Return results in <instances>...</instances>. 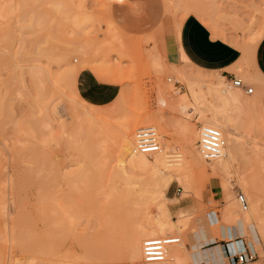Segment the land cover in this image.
I'll list each match as a JSON object with an SVG mask.
<instances>
[{
  "label": "rangeland",
  "instance_id": "obj_1",
  "mask_svg": "<svg viewBox=\"0 0 264 264\" xmlns=\"http://www.w3.org/2000/svg\"><path fill=\"white\" fill-rule=\"evenodd\" d=\"M43 1L35 0L34 2L42 6V12L45 11L43 13L45 14L43 17V21L46 20L44 21L45 23L42 21L41 25L34 24L35 27L33 26V31H31L35 35L28 33L30 29L26 30L27 37L29 38L25 44L30 52L28 56L20 52L24 38L28 39L26 33H19V30H14L17 33H12L16 36L14 45H12L13 43L10 44V42H12L13 35L9 42L5 34L0 32V51L8 50L9 47L13 46L12 50L14 52L13 67L11 66L10 68L8 78L6 79V76L3 78V84L8 83L9 96H11V109L8 117L5 116V110L0 108V264H131V260L121 249L118 252L122 254H116L119 249L118 247H116L117 250L115 249V252L111 249L108 252L109 248L112 247H106L107 249L104 247L105 244L100 240L103 239L100 236L102 232H99L103 230V228L100 229L102 224H99L102 221L100 217L97 218L98 215L96 214L91 222L86 221V218H84L85 220L83 219L82 237H79L77 234V223L75 221L67 223L64 228L59 227V224L55 226L51 225L47 201L49 188L47 175L45 176V173H43L42 142H45V136H47L44 132L47 133L45 131L47 128H57L58 125H61L59 127L65 130L63 133L67 143L82 144L80 152L77 154L78 156L73 161L75 166L71 167V169L78 170L80 168L84 171V176L88 177L96 176L101 170L105 171L104 174L107 171L108 174L106 173L107 175L105 174L103 180L100 179L99 181L100 187L101 182L104 181V185L102 183L104 187H101L103 188V190L101 189L102 192H113L112 187H115V191L118 187L115 186L114 180H111L114 178L112 173L117 165V154L113 158L116 153V143L110 140V136L108 135L109 133L118 135L125 120L138 116L146 117L164 114L169 124V137L174 147L177 148L173 153L179 152L182 148V139L176 126L179 113L172 100L178 97L175 94L176 91H185L187 85L184 79L182 81L183 84L179 81L182 77H178L180 75L177 74V70L183 69L195 77L202 76L201 78L221 79L225 77L226 83L232 86L231 77L228 78L219 71L205 70L195 64L193 65L197 68L195 66L192 67L179 58L177 59V57L172 59L165 55V57H160L161 60L157 58L154 53L155 48H158L162 52L164 51L162 48L164 44L160 37L162 33L158 35L155 28L163 21L167 27L173 26L175 31V24L177 22L181 23L187 15L188 17L194 15L202 21L210 29L214 38H221L242 51L240 61L244 62V68H240L242 74L237 72V77L252 86L254 92L246 94L242 90L240 96L243 100H250L251 96H255L254 99L258 101V105L256 107L257 110L255 109L256 111H254L256 114L253 112L249 116L242 115L245 123L240 128V133L243 136V141H250L251 145L256 146V151H259L260 148L262 151L260 150L261 153L259 154L256 151L250 152L251 149L248 148L249 150H246L247 154L244 157L243 155L237 157L236 169L232 172L228 171L225 167H219L214 173L195 174V177H192L194 187H192L190 179L186 192L178 182H173L167 191V195L174 199L169 202V207L175 219H178L177 214L181 209H188L191 212L192 218H190L192 220L186 222L184 231L189 235V240L199 253L207 248L213 249L219 244L217 246H222L227 256L226 242L230 243L231 240L239 242L240 240L246 244L245 246L250 251L257 254L255 260L244 264H264V241H258L259 246L257 250L248 242L250 233L248 234L246 230V232L244 231L245 233L242 230L238 231L239 236L234 239L228 238L227 230L231 224V220L227 217L226 213L228 211L226 204L227 196L230 190L235 193L237 201H239L240 193H243L248 201V209H250L248 196L237 182L238 176H248L251 174V170H256L254 173L255 175L257 174V182L264 176V171H262L264 169L261 166V162L264 161V153H262L264 151V81L254 78L250 61L252 51L258 41L264 36V0H159L163 6L164 14L152 26L150 20L146 17H149V15L143 14L141 10L134 9L133 4H115L120 0H62L65 2L63 6L65 7V11H62L63 13L65 12V16H60L61 13L59 15L58 11L53 10V6L51 10V5L56 1L52 2V4L48 3L51 0H45L44 3ZM117 5L129 7L124 12V15L127 16L124 27L127 33L120 28L118 23L115 8ZM54 6L56 5L54 4ZM192 7L194 10L188 14L187 12H190L189 9ZM82 15L85 16L82 17ZM15 21L14 19L12 22L14 23ZM28 22L30 23L29 19ZM71 23L72 25H70ZM3 24L5 23L3 22ZM44 25L47 28L43 27ZM148 32L152 33L148 35ZM149 36L151 39L154 37V40L150 39L147 41L146 39H149ZM31 39H35L34 43ZM45 40H47V47H45L46 44L44 46L40 45L41 49H43L42 52L40 51L42 54L37 53L41 50L39 44H43ZM66 42H73L72 44L76 50L74 52L73 49L72 52L74 53L70 52L69 57V62L74 64V76L68 84L60 86L62 88H60L61 91L54 86L57 89L56 91L60 93L58 94L54 91V94L51 91L53 88L49 90L53 87L51 86L53 80L50 77H54L50 75L54 72L56 78V75L59 76L58 80L53 78L54 81L57 80L58 83H56L59 85L63 82L60 77L67 67H62L61 64H53V59H51L53 61H50L49 64L46 61H49L51 58L49 55L53 58L54 55L58 54L59 50L64 49ZM18 48L20 53H18ZM46 50L48 52L45 53ZM15 54L19 59L16 58ZM37 55H41V57L39 58ZM46 57L47 59H45ZM15 58L18 62L15 61ZM36 59L41 60L37 62ZM155 59H158L157 61L159 62ZM35 63L42 65V84L34 81L29 73L31 71V67L29 66ZM84 69L93 70L102 80L119 83L122 90L114 102L104 106L95 105L80 95L77 89V78ZM48 71L50 73H47ZM1 72L6 73L7 69L2 68L0 69V74ZM48 78L50 83H47L49 82ZM170 79H172L171 84L175 85L171 93L172 88L169 89L170 91L167 89L169 85V87H172L169 84ZM59 80H61L60 83ZM38 85L41 87H38ZM165 89L170 93L169 95L167 91L165 92ZM47 92H52L53 95L51 93L47 94ZM51 95L53 98H51ZM69 104H72V107ZM45 105H47L46 108H44ZM69 109L75 113L70 112ZM79 111L81 112V117H79ZM50 118L53 119L51 120ZM87 120H89V123H87ZM45 122L49 124L46 125ZM64 122H67L68 126ZM43 124L47 127H44L45 125ZM194 124L197 126L198 122L194 121ZM263 163L262 165L264 166ZM256 166H260L259 171H257L258 168L256 169ZM259 174L260 176H258ZM262 179L264 181V178H261V182H263ZM96 181L93 182L94 185L98 183ZM93 184L90 189L95 195L96 186ZM107 184L109 188L105 186ZM260 186L264 189V185L260 184ZM178 187L182 188L181 194H176ZM262 191L264 192V190ZM238 203L242 210L241 203ZM261 203L262 206L260 208L264 209V195H262ZM93 207H95V204ZM132 207L131 211L130 207L127 208V214L124 210L123 215L127 217L125 218L127 221H123L121 215L122 222L134 224L143 218L142 213L135 210L136 207L140 206L135 204ZM113 208L114 204L111 203V209L113 210ZM147 209L150 211L151 217L157 215L155 205H147ZM93 210L95 209L93 208ZM215 212L221 215L220 222H216L215 217H211ZM260 212L264 214V210H260ZM128 215L133 216V218L131 217V223L128 220V218L130 219ZM121 218H119L120 221ZM198 220L206 221L207 232L205 233L204 245H197L194 242L193 230H196V222ZM256 222L258 223V227L261 225L260 230L264 229L262 226V224L264 225V221L260 223ZM255 226L256 224H252L250 228L253 234L259 237V229ZM186 228L188 229L186 230ZM114 239L116 240L117 238ZM113 241H111L110 246H113ZM118 244L117 241V244L114 243V246H119ZM240 244L239 249L242 247V242ZM213 264L218 263L215 262ZM227 264H229L228 260Z\"/></svg>",
  "mask_w": 264,
  "mask_h": 264
},
{
  "label": "bare ground",
  "instance_id": "obj_2",
  "mask_svg": "<svg viewBox=\"0 0 264 264\" xmlns=\"http://www.w3.org/2000/svg\"><path fill=\"white\" fill-rule=\"evenodd\" d=\"M34 1L33 0H0V23H1L0 24V32L5 34V36L8 38L9 42H10V38L13 35L12 42H10V44L13 43L12 45H14V39L16 37V36H14V34L17 33L14 30H17V31L19 30L20 31L19 33H26L27 32L26 30L30 29V31L28 33H33L32 27L34 26V24H36V23L40 24V25L42 24L43 17L45 15L43 13L45 11L42 12V8H41L42 6L37 5ZM39 2H41V1H39ZM44 2H45V0L43 1V3ZM52 2H55V3H53V5H51V10L53 9L52 8V6H53L54 7L53 10L58 11L57 13H59V15L61 13L60 16H65V12L64 13L62 12V11H65V7H63L65 5V2L62 0H51V2L49 1L48 3L52 4ZM54 4L56 6H54ZM179 4L181 5V3H179ZM191 6H193V5H191ZM199 9H200V7H199ZM189 10H190V12H187L188 14H190L191 11L194 10V8L192 7ZM166 13H168V12H166ZM49 14H50V12H49ZM62 14H64V15H62ZM74 15H75V12H74ZM79 16H80V14H79ZM79 16H77V17H79ZM83 16H85V15H82V17ZM66 17H67V15H66ZM187 17H188V15H187ZM186 18H184L182 22L179 21L181 23L177 22V24H175V33H176L177 37L179 35L180 28H181V26H182V24ZM14 19L16 20L15 21L16 23L12 22ZM28 19L30 20V23L28 22ZM48 19H50V18H48ZM73 20H71V21H73ZM44 21H46V20H44ZM54 21H56V20L54 19ZM3 22L5 24H3ZM78 22H79V20H78ZM51 23H50V25H51ZM70 25H72V23ZM43 27H46V26L44 25ZM63 30H65V29L63 28ZM12 33H14V34H12ZM47 33H48V31H47ZM68 33H69V31H68ZM225 33H226V31H225ZM153 35H155V34H153ZM26 37H27V33H26ZM153 38L151 39V37H150L149 39H146V40L147 41L150 39L154 40ZM28 40H29V38L28 39L24 38V40H23L24 43L20 49L21 54H24L25 56H28L30 53L29 50L27 49L26 45H25ZM31 40H33L32 42L34 43L35 39H31ZM47 40L49 41L48 37H47ZM47 40H45V42L42 41L43 44H39V46L40 45L44 46L47 43ZM51 40H53V39H51ZM251 42H252V40H251ZM35 43H37V42L35 41ZM72 43L66 42L64 49L59 50V52H57L58 54L54 55L53 58L51 55L48 54L51 58L49 59V61L45 60L46 62H48V64L50 61L54 60L53 64L54 63H56V65L61 64L62 67H64V66L67 67V69H65L63 75L60 72L62 75L60 78L63 82L60 83L61 80H59V83H60L59 85H57V83H58L57 80L59 79V76L56 75L58 78L57 79L54 75V72H52L53 74L50 75V76H54V77H50V79L52 78V80H53V82L51 81L52 82L51 86H53V87L50 88L48 85V87L50 88V89L49 88L48 89L51 90L53 88L51 90V91H53V93H54V91L57 92L56 90L58 88H59L58 90L61 91L62 88L60 86L61 85L64 86V85L68 84L74 76L73 75L74 64H71L69 62L70 52L71 53L76 52ZM12 47H9L8 50L0 51V67H1L0 69H2V68L7 69L6 73L1 72V74H0V84H1L0 91L2 90L0 92L1 93L0 94V108H2V110L3 109L5 110V114H6L5 116H7V117L9 115V113H10L9 111L11 109V104H10L11 103V98H10L11 96H9L8 83L3 84V78H5V76H6V79L8 78V73L10 72V68H11V66L13 67V64H14L13 63L14 62V54H13L14 52L12 50L13 49ZM45 47H47V44ZM37 49H38V47H37ZM40 49H41V46H40ZM73 49H74V52H72ZM42 50L43 49L39 50V52H37V51L36 52L39 54H42L41 53ZM163 50H164V48H163ZM20 52H19V48H18V53H20ZM46 52H48V51L46 50L45 53ZM18 53H16V54H18ZM154 53L156 54V56L159 60H161L160 57H163V56L165 57V55H167L168 57H171L172 59H175L177 57V59L179 58L181 61H183L187 65L194 67V65L190 62V60L185 55V53L183 52V50L180 46L178 47V53L177 54L176 53L175 54H168V52L166 53L165 50L160 52L158 50V48H155ZM16 54H15V56H17ZM21 56H23V55H21ZM38 57L40 58L41 55H39ZM16 58H18V56ZM16 58H15V61L18 62L16 60ZM45 59H47V57ZM51 59H53V60H51ZM158 59H155V60L157 61ZM245 59H246V57H245ZM40 60L41 59H38L37 62H39ZM164 60H166V59H164ZM55 61H57V62H55ZM157 62H159V61H157ZM26 64H28V63H26ZM35 64L32 66H29V67H31L30 68L31 71L29 73L31 74L34 81H38L40 84H42L43 83L42 82V76H43L42 75V65H40V63L36 64V65ZM162 64H163V62H162ZM157 65H158V63H157ZM48 67H49V65H48ZM239 68L243 69L244 63L242 65H240ZM44 69H45V67H44ZM186 72L183 69L177 70V74L180 75V76H178V75L177 76L182 77L181 80H179V81H181V83L183 84L182 81L184 79L186 82V85H187L186 90L185 91L184 90H177L175 94H177L178 97H175L176 99L175 98L173 99V97H171V99H173L172 101L175 105V108L177 109V111L179 113V119L176 123L177 131L179 132L181 139H182V148L179 152L173 153V151L176 150L177 148L174 147L172 140L169 137V124H168V121H167L164 114H158V115L146 116V117H144V116L139 117L138 116V117L127 119L122 123V128L120 129L118 135H116L114 133H109L108 136H110V140H113L116 143L115 144V147H116L115 150L116 151L114 150L116 153H115L113 158H115V156L117 154V156H116L117 165H116V168L113 170V173H112L114 175V178H112V179L110 178L112 181L114 180L113 182L115 183V186L116 187L118 186L116 188V191H115V187L114 188L112 187L113 192H105V191L102 192L103 188H101V187L104 185V183H103L104 181L101 182V187L99 185V181H100V179L103 180L107 171L104 174L105 171L101 170L98 172V174L96 176H91V177L89 176L88 177V176H84L85 173L80 168L78 170H75L74 168L71 169V167L75 166L73 164V161H74V158H76L78 156L77 154L80 152L82 144L70 143V142L67 143V140L65 141V135L63 133L65 130H63L61 127H59L61 125H58L57 128L51 127V128H47L45 130V131H47V133L44 132V134L47 136H45L46 137L45 142L44 143L42 142V144H43V146H42V157H43V161H44V164H43L44 172L43 173H45V176L47 175V184H48V188H49V189L47 188L49 190V194H48L49 197H47L48 198V200H47L48 201V212H49L48 214L50 216V223L52 226L59 224V227L64 228V227H66L67 223H73L75 221L77 223V226H76L77 234L79 237H82L83 236L82 235V230H83L82 227H83V223L85 220L84 218H86V221L91 222L92 218L95 217V214H96V215H98L97 218L100 217V219L102 221V223H99V224H102L100 226V229L103 228V230L99 231V232H102V234L100 236H102L103 239H100V240L103 242V244H105L104 247L105 248L106 247L107 248L112 247V248H109L108 252H110L111 250L113 252H115L116 247H118L119 249L118 250L116 249L117 250L116 254L119 253L118 251L121 249L122 252L126 256L129 257V259L131 260V264H177V263L182 262V261L188 262L190 264H211L212 263V262H210L211 260H209V258H208L209 254H207L205 251H202L201 253H199L196 250V247L193 245V243L189 240V237H188L189 235L184 231V229L186 227V222L188 220L189 221L192 220L191 219L192 218L191 212L188 211V209H185V210L181 209V211H178V214H177L178 219H175V217L172 214L171 209L169 207V202L173 201L174 199L170 198L167 195V191L169 190L172 183L176 181L184 188V191L186 192L187 188L189 187L190 179L192 181V177H195V174H197V173H202V174L214 173L215 171H217V169L219 167H225L228 171L232 172L236 169V161H237V157L239 155H243V157H244L245 154H247L246 150L248 148L251 149L250 152H252V151L255 152L256 151L255 145H251L252 143L250 141H248L247 139H246L247 141H245V140L243 141V139H242L243 136H241L240 128L242 126H244V123H245L243 121L242 115H248L249 116L250 113H253L254 111H256L258 101L256 99H254L255 96H253V97L251 96L250 100H248V99L243 100V98L241 99L240 94H242L241 91L243 89L240 87H235L233 84H232V86L227 84L226 81L224 80L225 77H222L221 79L206 78V77L201 78L202 76L201 77L200 76L195 77V76L189 74L188 72H187L188 73L187 74ZM47 73H50V72L48 71ZM253 76H254V78L262 81V79L259 76H257V74L255 72H253ZM47 77H49V76H47ZM47 77H45V78H47ZM45 78H43V79H45ZM53 78L57 79V80L54 81ZM171 80L172 79H170L169 84H171ZM48 81H49V78H48ZM47 83H50V81ZM39 86L40 85H38V87ZM164 86H165V84H164ZM167 86H168V84H167ZM169 86L167 89L169 90L172 88L171 91L169 90L171 93L173 91L175 85L173 86L171 84L172 87H169ZM178 86H180V85H178ZM167 89H165V92L167 91ZM179 89H181V88H179ZM49 90H47V91H49ZM43 91H42V93H43ZM165 92L163 91V93H165ZM48 93L52 94V92H47V94ZM57 93L60 94L59 92H57ZM167 93H168V91H167ZM170 93H168V95ZM246 94H248V93H246ZM52 95H51V98H53ZM171 95L173 96V94H171ZM56 96H57V94H56ZM59 97H60V95H59ZM43 98H44V96H43ZM73 99H74V97H73ZM39 102H41V101L39 100ZM46 102H48V101H46ZM68 103H70V102L68 101ZM35 105H37V104H35ZM74 105L76 106V104H74ZM46 106L47 105H45L44 108H46ZM70 106L72 107V104ZM31 107H34V106H31ZM77 107H80V106H77ZM46 111H48V110H46ZM70 112L75 113L71 110H70ZM46 113H48V112H46ZM80 113L81 112L79 111V115H80ZM254 113L256 114V112H254ZM7 117H5V118H7ZM44 117H45V115H44ZM47 117H46V119H47ZM79 117H81V115ZM79 117H77V118H79ZM55 121H56V119H55ZM88 121L89 120H87V123H89ZM194 121L198 122L197 126L195 125L196 123L194 124ZM47 122H45L46 125L49 124ZM62 124H63V122H62ZM70 124H72V123L70 122ZM43 125H45V124H43ZM46 125L44 127H47ZM74 125H75V123H74ZM149 125L155 126L158 130L159 139H160V150L158 152H155V153L145 154V153H141L137 150L136 131L141 127L149 126ZM203 125H211V126L217 127L222 132V136L224 139V147H223V153L219 158L208 160L202 155V153L200 151V148H199L200 128ZM42 128H43V126H42ZM70 130H73V129H70ZM71 135H73V134L71 133ZM73 138H74V136H73ZM66 139H68V138H66ZM260 150H261V148H260ZM260 150L256 151V152L260 154L261 153ZM262 153H264V151ZM255 156H257V155H255ZM258 157H260V156L258 155ZM262 162H264V161H262ZM262 162H261V166H262V169H264ZM257 168H258L257 171H259L260 166L259 167L256 166V169ZM262 171H264V170H262ZM254 172H256V170L255 171L251 170V174L249 173L250 175L238 176V178H237L238 184L245 190V193L248 196L249 203H250V209H248V201H247L246 197L243 195L247 201V207L244 208L243 205L241 204L242 208H243L242 210H244V211H242L240 208V204L238 203L240 201H237V198L234 195L235 193L232 190H230V192L227 196V203L226 204H227V210L228 211L226 213H227V217L231 220V224L229 225L228 230H227L228 238L234 239L237 236H239L238 231L242 230L244 232L246 230L248 232V234L250 233L249 234L250 236L248 235L249 236L248 242L254 243L255 245H257L258 241L259 242L264 241V229L262 228V230H260L259 228L261 227V225L258 227V223L256 222V221H258L260 223L261 221H264L263 220L264 218H262V217H264V214H261L262 212H260V210H264V209L260 208V206H262L261 205L262 204L261 203L262 195H264V192L262 191L264 189L260 186V184L264 185V181L262 179L263 182H261L260 179L264 178V176H262L261 178L259 177L260 179H259V181H258L259 183H258L256 181V180H258V177L256 178L257 174L255 175ZM258 173H260V172H258ZM109 174H110V172H109ZM263 174H264V172H263ZM258 176H260V174ZM95 180L98 181V183L96 185L93 184V182H95ZM116 180H118V181L116 182ZM112 181H111V183L113 184ZM102 183H103V185H102ZM105 183H106V181H105ZM116 183H118V184H116ZM92 184L94 186H96L95 195L92 192V190L90 189V188H92ZM90 185H91V187H90ZM97 185H98V187H97ZM105 186L109 188L108 184ZM192 187H194L193 181H192ZM260 188H261V191H260ZM94 189H95V187H94ZM107 191H109V190H107ZM93 203L95 204V207H93L94 206ZM111 203L114 204L113 210L111 209ZM131 204H133V205L136 204V205L140 206L138 208L136 207V209L134 207V209L137 210V212L140 211V213H142V216H143V218H141L139 221L135 222L134 224L131 223L133 216L128 215L130 217V219L128 218V220L130 221L131 224H128L127 222H122V218L120 217L122 215L123 221H127V220H125V218H127V217H125L123 215V213L125 210V213L127 214V211H128L127 208H129V207H130L129 208L130 211L132 210L133 205H131ZM151 204L155 205V207L157 209L156 210L157 211V215H156L157 217L154 216L155 218L153 216H152L153 218L151 217V213L147 209V205H151ZM263 207H264V204H263ZM93 208L96 211L93 210ZM261 215H262V217H261ZM208 217H210V216L208 215ZM211 217H215L216 222L221 221V219H220L221 215L216 213V212ZM119 218H121V221ZM136 220H138V219H136ZM252 224H256L255 227H258L259 237L255 236L253 234V232L250 228ZM214 225H218V224H214ZM262 226L264 227L263 224H262ZM187 229L188 228H186V230ZM192 229H193V226H192ZM195 229H196L195 231L193 230L194 242L196 244H202L204 242L205 233L207 232L206 221L205 220H200V221L198 220V222H196V228ZM166 235L177 236L180 238V242L177 244L168 245L167 256L163 261L146 262L144 260V257H143V242H144V240L147 238H150V237H158V236H166ZM114 238H117V239L115 240ZM111 241H113L112 242L113 246L112 245L110 246ZM117 241H118V243H119L118 245L120 247L116 246V245L114 246V243L117 244ZM108 242H109V245H108ZM217 245H219V244H217ZM217 245H216L215 251H216V255H217V259H218V264H227V256H226L222 246H217ZM240 246H241L240 242H238L236 240H231L230 247H231L232 252H234L233 250H238ZM104 247H103V249H104ZM110 254H112V253H110ZM119 254H122V253H119ZM248 262H250V261H248ZM61 264H63V263H61ZM72 264H75V263H72ZM241 264H244V263H241Z\"/></svg>",
  "mask_w": 264,
  "mask_h": 264
},
{
  "label": "crops",
  "instance_id": "obj_3",
  "mask_svg": "<svg viewBox=\"0 0 264 264\" xmlns=\"http://www.w3.org/2000/svg\"><path fill=\"white\" fill-rule=\"evenodd\" d=\"M125 3L127 5L133 4L134 9L141 10L143 14L149 15V17H146L150 20L151 26L164 14L163 6L159 0H120L115 4ZM115 8L120 28L125 31L127 16L124 15V12L129 7L117 5ZM160 26L162 29L159 28ZM155 30L158 35L162 33L160 36L164 44L162 48L168 54H177L180 46L190 62L192 61V64L202 69L219 71L226 77H231L230 79L237 77V72L242 74V70L239 68L244 63L240 61L242 51L221 38H214L210 29L196 16L190 15L184 20L178 37L174 27H167L163 21ZM151 33L148 32L147 34L150 35ZM250 61L252 72H255L264 81V36L252 51ZM77 89L87 101L104 106L116 100L122 87L120 88L119 83L100 79L91 69H84L78 75ZM197 245H204V243ZM250 245L258 250V244L250 243ZM215 248L216 246L213 249L207 248L204 250L209 254L208 258L211 260V264L218 263Z\"/></svg>",
  "mask_w": 264,
  "mask_h": 264
},
{
  "label": "built area",
  "instance_id": "obj_4",
  "mask_svg": "<svg viewBox=\"0 0 264 264\" xmlns=\"http://www.w3.org/2000/svg\"><path fill=\"white\" fill-rule=\"evenodd\" d=\"M235 87L242 88L246 93L252 94L254 88L245 83L241 78L233 77L231 79ZM137 150L141 153L150 154L160 150V139L158 130L155 126L149 125L139 128L136 131ZM224 139L222 132L214 126L203 125L200 128L199 148L202 155L208 159L219 158L223 153ZM182 188L178 187L176 194H181ZM239 201L244 208L247 207V201L243 193L239 195ZM180 238L173 235L150 237L143 242V257L146 262L163 261L167 256V247L170 244H177ZM242 242V247L238 250L231 251L230 243L226 242L227 260L229 264H241L256 259L257 254L250 251L246 244ZM177 264H190L188 262H179Z\"/></svg>",
  "mask_w": 264,
  "mask_h": 264
}]
</instances>
